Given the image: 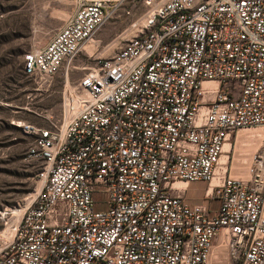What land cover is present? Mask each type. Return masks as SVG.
<instances>
[{
	"label": "built area",
	"instance_id": "obj_1",
	"mask_svg": "<svg viewBox=\"0 0 264 264\" xmlns=\"http://www.w3.org/2000/svg\"><path fill=\"white\" fill-rule=\"evenodd\" d=\"M77 1L24 57L28 76L64 71L65 89L49 125L17 124L40 188L8 239L20 203L0 209V264H210L220 241L231 264H264V150L249 178L223 159L264 125V0ZM121 13L112 50L67 94L71 62ZM195 181L216 209L185 200L177 183Z\"/></svg>",
	"mask_w": 264,
	"mask_h": 264
},
{
	"label": "rangeland",
	"instance_id": "obj_2",
	"mask_svg": "<svg viewBox=\"0 0 264 264\" xmlns=\"http://www.w3.org/2000/svg\"><path fill=\"white\" fill-rule=\"evenodd\" d=\"M122 1L130 5L136 0ZM77 6V0H0V209L20 203L7 226L21 217L39 185L37 163L26 157L34 135L17 124L49 125L50 119L60 115L65 89L64 71L47 79L28 76L24 73V57L29 51L45 48ZM125 26L122 13L104 23L71 62L76 70L67 85L74 88L83 74L81 68L94 65V51L107 55L112 50L105 52ZM247 127L255 129L252 134L239 129L237 136L226 141L230 148L224 155H229L233 177L249 178L251 156L264 150V136L256 130L264 125ZM204 188L195 195L200 197ZM5 225L0 220V230ZM225 247L224 242L216 245L210 264H231Z\"/></svg>",
	"mask_w": 264,
	"mask_h": 264
},
{
	"label": "crops",
	"instance_id": "obj_3",
	"mask_svg": "<svg viewBox=\"0 0 264 264\" xmlns=\"http://www.w3.org/2000/svg\"><path fill=\"white\" fill-rule=\"evenodd\" d=\"M178 186H183L184 198L188 203L190 204L206 203L211 209H216L218 207V202L215 199L205 198L207 183H204L203 181H195L190 183H178ZM203 188H204V192L201 194L200 197H197L195 193L197 192V190L200 191ZM220 242L217 245L219 244L221 245Z\"/></svg>",
	"mask_w": 264,
	"mask_h": 264
},
{
	"label": "bare ground",
	"instance_id": "obj_4",
	"mask_svg": "<svg viewBox=\"0 0 264 264\" xmlns=\"http://www.w3.org/2000/svg\"><path fill=\"white\" fill-rule=\"evenodd\" d=\"M85 67H93V65H89V66H85ZM66 89H67V94L72 93V92H75V88L70 87L69 85H67V88H66ZM254 130H255V129H252V128H249V127H243V128H241L240 131H244V132L247 133V134H252V132H253ZM256 130H257V131H259V130L261 131V137L264 136V127L256 128ZM261 137H258V138H261ZM228 145H229V147H228ZM229 148H230V144L227 143L226 146H225V149H229ZM223 159H226V155L223 157ZM240 178H241V177H240ZM179 183H181V182H179ZM177 185H178V183H177ZM179 187H182V186H179ZM39 188H40V185H38V187H37V189H36V192H35L34 196L29 200V202L27 203L25 209H26L27 206L32 202V200L34 199V197H35V195H36V193H37V191H38ZM24 211H25V210H24ZM23 213H24V212H23ZM23 213H22V215H23ZM22 215H21V217H22ZM21 217H20L16 222H14V223H12L13 221H11V223L6 227L5 232H6V238H7V239L10 238V237L12 236L13 231H14V229L17 227V225H18V223H19Z\"/></svg>",
	"mask_w": 264,
	"mask_h": 264
}]
</instances>
